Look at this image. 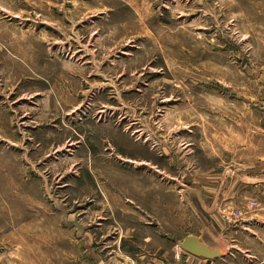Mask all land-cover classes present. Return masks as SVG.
Wrapping results in <instances>:
<instances>
[{
	"label": "rangeland",
	"instance_id": "rangeland-1",
	"mask_svg": "<svg viewBox=\"0 0 264 264\" xmlns=\"http://www.w3.org/2000/svg\"><path fill=\"white\" fill-rule=\"evenodd\" d=\"M246 148L256 163L264 0H0V264H177L183 190ZM154 166L160 231L143 219L119 244L105 200ZM246 212L261 241L225 264H264Z\"/></svg>",
	"mask_w": 264,
	"mask_h": 264
},
{
	"label": "crops",
	"instance_id": "crops-1",
	"mask_svg": "<svg viewBox=\"0 0 264 264\" xmlns=\"http://www.w3.org/2000/svg\"><path fill=\"white\" fill-rule=\"evenodd\" d=\"M232 144L231 152L237 153L238 144L237 132H229ZM233 139L235 141V150H233ZM242 152L241 161L236 167L229 166L223 172H214L201 170L200 168L192 175V181L189 187L183 190L184 205L189 211L182 214L177 227L172 231V240L180 243L185 238L193 236L199 238L210 249H223L226 252L224 257L212 260L194 257L183 253V264H225L232 260L235 256H241V259L248 260L254 258L250 255L251 251L245 246L243 238L253 241H261L257 233L252 230L255 219L247 217L246 210L251 208L250 203L255 201L259 204V217H264V149L259 150V157L256 163L253 161L248 149ZM251 160V161H250ZM237 164V163H236ZM155 167V166H154ZM154 170V179L148 180L133 177L128 184V193L130 196H122V185L118 187V194L121 196L114 200H105L109 209L103 218L117 219V235L118 243L121 239L127 240L130 235L136 232V225L142 226L140 223L145 219V226L153 228L155 234L160 229L158 226L157 210L158 202V178L157 168ZM135 169L138 171L135 167ZM151 172V171H150ZM141 177V176H140ZM144 180V181H143ZM126 190L123 191V193ZM173 194V193H172ZM95 205H91L89 210L94 209ZM182 211V208H181ZM106 220V219H104ZM255 224V223H254ZM244 236V237H243ZM132 238V237H130ZM155 239V238H154ZM152 238L148 237L147 241ZM240 253V254H238ZM126 255H131L126 253ZM161 258L156 257V253L152 254L147 251L137 256L135 260L142 261L146 259V264H173V249L170 252L161 254ZM136 260V261H137ZM178 264V263H177Z\"/></svg>",
	"mask_w": 264,
	"mask_h": 264
},
{
	"label": "water",
	"instance_id": "water-1",
	"mask_svg": "<svg viewBox=\"0 0 264 264\" xmlns=\"http://www.w3.org/2000/svg\"><path fill=\"white\" fill-rule=\"evenodd\" d=\"M180 250L188 255L204 258L207 260L224 257L226 252L223 249L212 250L204 242L197 237H187L182 242L178 243ZM184 256L179 257L178 264H183Z\"/></svg>",
	"mask_w": 264,
	"mask_h": 264
},
{
	"label": "built area",
	"instance_id": "built-area-1",
	"mask_svg": "<svg viewBox=\"0 0 264 264\" xmlns=\"http://www.w3.org/2000/svg\"><path fill=\"white\" fill-rule=\"evenodd\" d=\"M249 205H250V207H251L252 209H257V208H259V204H258L257 202H255V201H252Z\"/></svg>",
	"mask_w": 264,
	"mask_h": 264
}]
</instances>
